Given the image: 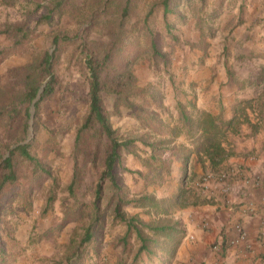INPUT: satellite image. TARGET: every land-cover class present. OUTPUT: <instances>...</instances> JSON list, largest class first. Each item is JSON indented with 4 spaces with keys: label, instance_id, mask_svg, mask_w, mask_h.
<instances>
[{
    "label": "rangeland",
    "instance_id": "obj_1",
    "mask_svg": "<svg viewBox=\"0 0 264 264\" xmlns=\"http://www.w3.org/2000/svg\"><path fill=\"white\" fill-rule=\"evenodd\" d=\"M49 1L0 0V107L22 91L31 71L29 66L44 52L56 50L54 71L58 77L54 95L38 111L34 106L29 109V136L36 139L35 154L51 175L42 174L31 183L21 179L15 192L3 198L0 264L5 260L4 264H104L103 252L114 255L124 252L121 240L127 231L126 223H113L109 211L96 239L82 245L77 260L76 250L92 220L91 209L84 207L90 202V192L84 195V188L73 197L67 191L75 163L77 130L89 107L88 82L81 71L88 48L117 44L114 70L125 66L133 75L129 100L139 111L143 109L153 115L156 123L173 128L179 122V103L187 105L191 112L190 102L195 109L199 108L201 89L205 95L214 91L210 84L212 77L207 76L210 70L215 74L220 69L225 73L256 76L264 65V0H169L167 14L164 0H132L125 19L121 15L126 0H67L53 21L38 23L47 12ZM23 22L29 23L27 30L32 34L22 44H17L18 38L13 35L2 32L6 25ZM56 34L61 36L58 45L52 43ZM152 41L159 54L153 51ZM49 79L43 82L42 89ZM256 94L250 90L245 93ZM151 95L156 96L159 107L150 103ZM105 104L119 135L137 140L132 152L124 153V166L128 170L119 173L120 184L128 191L127 198L137 200L145 195L158 198L165 192L156 190L161 182L151 175L159 178L152 174L159 162L143 163L135 157L143 156L150 149L149 144L162 139V135L155 125L146 123L144 113H136L121 99L105 96ZM255 106L264 118L258 105ZM27 107L23 105L22 112ZM2 121L0 156L8 146H15L22 123L19 117L5 116ZM2 123L6 126L2 127ZM166 168L164 173L168 171ZM87 183L90 185L87 188H93L91 172ZM112 195L106 186L103 206ZM149 205L143 207L141 216L145 220L158 219V213ZM136 206L124 208L129 209L125 211L128 219ZM132 245L135 250L134 239Z\"/></svg>",
    "mask_w": 264,
    "mask_h": 264
},
{
    "label": "trees",
    "instance_id": "obj_2",
    "mask_svg": "<svg viewBox=\"0 0 264 264\" xmlns=\"http://www.w3.org/2000/svg\"><path fill=\"white\" fill-rule=\"evenodd\" d=\"M7 1V0H5ZM13 3L8 0V3ZM67 0H50L46 6L47 12L38 19V23L53 21L57 13L61 12ZM132 0H126L122 9V19L129 16L130 4ZM165 14L170 13L169 0L163 2ZM42 7V6H41ZM38 8L40 6L38 5ZM30 16V12L28 13ZM29 23L23 22L15 25H6L3 33H8L18 38L17 44H22L31 34L27 30ZM61 36L56 34L52 37V43L58 45ZM66 39V38H65ZM152 49L159 54L157 45L151 42ZM117 44L105 43L93 49L88 48L87 58L81 62L83 71L88 82L89 107L81 126L77 130L74 148V167L72 179L67 187L70 196L77 197L79 192L86 188L84 195L90 192V202L84 207L91 209V222L85 229L82 237L81 246L76 250L77 260L81 257L82 245L93 242L96 239V232L103 226V221L110 211L113 216V223L116 221L124 222L127 231L121 242L124 244V255L130 258V264L153 263L162 261L165 258L171 261L178 251L182 239L185 236L179 222H172L169 218L144 222L138 217L128 219L124 208L130 205L149 206L158 213L162 211L165 215L169 214V208L174 204L170 200H157L153 196H142L137 200L127 198L128 191L120 184L119 173L127 171L124 166V153L132 152L137 144L135 139L122 138L118 131L113 128L109 110L106 108L105 96L121 99L125 105L146 115L145 121L149 126L155 125L158 134L164 139L149 144L151 151L163 154L167 152L169 145L174 139L182 135L194 140L193 151L197 155L204 154L210 162L211 168L215 173L222 171L220 168L225 151L221 144L220 128L215 118L207 112L195 109L192 102L191 112L187 105L179 103L177 108L180 112L179 122L173 128L169 124L156 123V119L143 109L139 111L137 106L129 100V89L132 84L133 75L123 66L122 68L113 67V62L117 59ZM56 50L44 52L32 66L31 71L24 80V88L18 92L8 104L0 107V122L5 116L11 118L19 117L22 122L19 125V137L15 146H8L7 151L0 156V205L3 198L15 192L21 179L32 182L37 177L51 175L45 168L40 158L35 154L36 139L30 138V108L32 106L38 111L41 104L50 99L57 88L58 77L55 73ZM232 74V72H229ZM49 77L44 89L43 82ZM248 84L260 90V95L256 98L242 101L240 115L248 120L246 109H253L258 105L260 112L264 114V65L259 67L256 76L240 82ZM42 91L40 98L39 93ZM148 100L159 107L156 96H149ZM28 105L25 112L21 107ZM193 110V111H192ZM37 116V115H36ZM2 123V127L6 125ZM187 154L192 152L188 148H181ZM82 158V159H81ZM185 158V157H184ZM187 163V160L185 161ZM88 172L93 173V188H87ZM108 186L113 195L106 206H103L105 198V187ZM187 190H181L176 200V205L185 207L188 204L198 205L207 201L191 200ZM49 200V204H50ZM148 206V207H149ZM81 209V208H79ZM76 211V210H74ZM136 243L135 250L132 248V240ZM3 253V252H2ZM6 262L3 261L2 264Z\"/></svg>",
    "mask_w": 264,
    "mask_h": 264
},
{
    "label": "crops",
    "instance_id": "obj_3",
    "mask_svg": "<svg viewBox=\"0 0 264 264\" xmlns=\"http://www.w3.org/2000/svg\"><path fill=\"white\" fill-rule=\"evenodd\" d=\"M262 62L264 64V61ZM219 72L215 74L210 70L208 73L207 76L212 77L210 84L215 92L205 95L202 89L199 91L198 111L210 113L220 128L221 144L225 151L220 168L233 169L241 175L234 178L228 196L208 201L194 188V183L204 176L216 173L204 154L197 155L193 151L195 145L193 139L185 135L180 136L167 145L169 148L163 154H153L150 147L143 156L137 154L135 157L137 161L141 159L143 163L149 160L159 162L152 172L159 178H154L153 175L151 177L161 182L156 190L165 193L156 199L170 200L175 204L169 208L167 215L162 211L158 212L159 218L156 220L169 218L174 223L179 222L185 233L171 261L163 258L162 261L157 260L149 264H264V246L260 241L264 227V118L258 114L254 105L253 109H246L248 116L246 120L240 115L239 106L240 102L256 98L257 94L259 96L260 90L240 83L253 79L255 74L251 76L233 72L230 74L221 72L220 69ZM249 90L256 91L257 94L245 95ZM185 147L192 152L185 154L181 150ZM165 167L167 173H164ZM183 189L190 194L191 200L207 202L198 205L188 204L185 207L176 205L175 199ZM150 192H154L153 189H150ZM249 201L254 202L257 207L255 216H248L243 210L244 204ZM136 208L130 218L138 217L147 223L155 220V217L153 220H145L141 216L143 206L137 205ZM236 223H241L245 227L248 242L244 245L231 246L229 242L235 236ZM103 255L104 264L131 263L124 252H118L117 255L103 252ZM47 256L51 258L50 255Z\"/></svg>",
    "mask_w": 264,
    "mask_h": 264
},
{
    "label": "built area",
    "instance_id": "obj_4",
    "mask_svg": "<svg viewBox=\"0 0 264 264\" xmlns=\"http://www.w3.org/2000/svg\"><path fill=\"white\" fill-rule=\"evenodd\" d=\"M239 172L233 169H224L219 173L204 176L194 183V188L208 201L228 196L232 190L234 178L239 177ZM241 175V174H240ZM243 210L248 216H255L257 207L254 202H247L243 206ZM235 236L230 239L231 246L244 245L248 242V232L241 223L234 225ZM261 244L264 246V227L260 234Z\"/></svg>",
    "mask_w": 264,
    "mask_h": 264
},
{
    "label": "water",
    "instance_id": "obj_5",
    "mask_svg": "<svg viewBox=\"0 0 264 264\" xmlns=\"http://www.w3.org/2000/svg\"><path fill=\"white\" fill-rule=\"evenodd\" d=\"M42 91H43V90H41V92L39 93V96H38V98H40Z\"/></svg>",
    "mask_w": 264,
    "mask_h": 264
}]
</instances>
